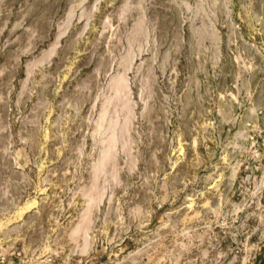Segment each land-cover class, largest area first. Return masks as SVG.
<instances>
[{"label":"rangeland","instance_id":"374dc122","mask_svg":"<svg viewBox=\"0 0 264 264\" xmlns=\"http://www.w3.org/2000/svg\"><path fill=\"white\" fill-rule=\"evenodd\" d=\"M0 264H264V0H0Z\"/></svg>","mask_w":264,"mask_h":264},{"label":"bare ground","instance_id":"6f19581e","mask_svg":"<svg viewBox=\"0 0 264 264\" xmlns=\"http://www.w3.org/2000/svg\"><path fill=\"white\" fill-rule=\"evenodd\" d=\"M30 205H31V204H28V205L26 206V208L30 207Z\"/></svg>","mask_w":264,"mask_h":264}]
</instances>
